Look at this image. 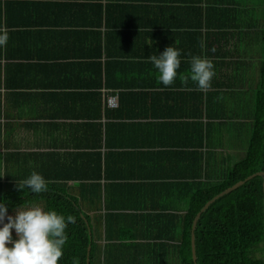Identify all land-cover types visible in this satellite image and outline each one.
<instances>
[{"label": "trees", "instance_id": "trees-1", "mask_svg": "<svg viewBox=\"0 0 264 264\" xmlns=\"http://www.w3.org/2000/svg\"><path fill=\"white\" fill-rule=\"evenodd\" d=\"M100 1L0 0V27L3 25L5 30L10 26H26L37 28L35 32L39 33L38 25H42L40 22H21L14 9L27 13L30 5L39 7L38 5L47 4L52 5L54 11L65 14L61 22L55 12L52 16L59 20L47 23L58 26L57 34L59 33L60 38L66 35L65 38L69 39V33L80 34L74 36L76 39L80 38V52L77 53L80 56V79L64 77L62 82L54 83L56 88L73 90L67 91L63 96L66 98L61 102L68 103L69 109L76 111L75 115H70L80 118V132L74 133L77 138L72 137V132L67 136L63 134L61 145L65 148L78 147L80 152H67L69 149L44 153L6 149L4 153L0 151V176L3 161L5 175L15 173L19 175V179H25L32 171H36L45 178L47 185L46 191L33 195L27 190L22 192L17 188V183L7 186L1 184L0 199L6 201L9 212L16 205H37L46 211L54 209L65 216L75 217V222L66 229L68 239L58 264H72L74 257L78 258L79 264H86L88 245V264H194L190 236L195 214L215 194L261 170L264 164V0L259 1L258 9L255 5L245 7L244 10L215 8L211 5L200 8L193 5L191 8L194 9L195 21L189 20L182 27L177 24L179 16L182 17L177 13L179 7L173 10L171 6L175 0H114L112 5H100ZM195 1L199 0H190L193 3ZM123 7L128 9L127 12L122 10ZM111 8L116 9L114 21L110 17L113 12ZM184 18L187 19V16L184 15ZM102 21L105 29L103 39L99 29ZM125 26L132 28L129 31L133 36L132 40L119 29ZM227 26L246 31L242 34L243 39L250 44L251 41L255 43L257 60L245 59L241 67L235 62L212 60L215 76L211 86H224L227 89L224 94L233 101L228 108L236 112L226 113L224 110L219 118L220 123H206L202 126L196 123L190 129L194 131L195 138L198 136V141L192 143L196 146L201 144V134L207 148L211 145L208 140L212 133L217 138L225 132L226 136L230 135L234 139L232 144L238 142L243 145L242 152L235 156L227 154L223 165H212L214 160L209 163L207 159L210 154L215 159V153L210 150L185 152V156L194 157L198 166L196 172L190 175L191 179L180 184L169 181L147 182L139 183L137 188L136 184L122 183L119 180H114L115 186L109 183L108 178L114 175L109 168L112 157H122L129 151L122 153L121 150L124 149H115L117 151L108 160L110 152L107 149L101 151L102 144L104 143L105 148L121 145L116 138L123 136L125 127L138 124L134 119L144 115L140 104L132 99H140V95L145 94L133 91L132 88H141L140 84H116V80L112 81L111 74L116 76L117 72L123 74L131 69L137 73L141 69L145 70L146 61L137 60L145 59L150 53L140 50L141 43L144 45L146 37L165 36L152 27L175 28L177 36L182 35L178 32L180 29H195L184 32V36L195 35L200 44L203 36L206 48L194 53L192 48L181 50L183 60L179 69L186 72L192 55L206 56L209 59L229 55L226 50L222 51L221 45L213 46L221 34L220 29ZM64 27H75L78 30H62ZM201 28L204 33L198 31ZM111 29L115 31L112 32ZM205 30L218 31L208 33ZM25 32L28 35V40L25 41L29 43L31 33L29 29H25L23 33ZM225 35L227 34L224 33L223 38ZM209 37L211 47L207 51ZM128 47L130 49L123 53ZM213 48L214 52L211 51ZM64 55L69 57L67 53ZM124 55L126 58L136 57L137 60L120 58ZM223 67H231L234 77L247 83V88L243 89L236 82L221 77L223 74L220 70ZM102 88L119 90L116 108L109 109L105 105L101 108L104 96ZM196 93L200 98L202 93ZM61 94L63 93L59 92L54 95ZM108 97H104L103 101L107 102ZM205 112L210 117L208 111ZM225 120L233 122L225 124ZM229 128L233 131L230 132ZM9 134L5 130L3 134L0 129V142L4 141L5 146L8 145ZM54 147L57 144L54 143ZM51 154L59 160L54 161ZM46 159H50L51 163H47ZM10 169H13L12 172ZM69 181L73 183L69 184ZM145 186L151 187L144 188ZM5 189L10 191L5 192ZM157 191L166 197V204L158 199L153 200L146 194ZM110 193L112 196L120 195L119 200L112 199ZM262 197V179L260 176H253L216 198L200 213L193 230L196 264H264ZM177 198L185 206L183 213L169 211ZM136 205L143 210L150 208L158 209L159 212L135 213L132 209Z\"/></svg>", "mask_w": 264, "mask_h": 264}, {"label": "crops", "instance_id": "crops-1", "mask_svg": "<svg viewBox=\"0 0 264 264\" xmlns=\"http://www.w3.org/2000/svg\"><path fill=\"white\" fill-rule=\"evenodd\" d=\"M113 1L101 0L99 4L112 5L111 2ZM259 1L199 0L193 3L190 0H175L171 6H173V10H175V7H179L177 13L181 14L182 17L179 16L177 24L182 27L189 20L191 22L195 21L194 9L191 8L193 5L200 8L211 5L215 8L232 7L237 10H244L245 7L251 8L255 5L256 8L260 7ZM38 6L32 7L30 5L27 13H20L17 9L14 10L21 22H40L42 25H38L40 27L39 33L35 32L37 28H28L26 26H10L8 30H5L3 25L0 27V32H6L9 37L7 45L0 50V129L3 130V134L4 130L10 133L7 146H5L4 141L0 142V151L4 153V149H6L18 150L25 153H44L47 151H64V149H69L67 152H80V148L78 147L65 148L61 145L63 134L67 136L71 132L72 135L80 132V127L78 126L80 118L74 116L76 111L70 110L68 103L61 102L66 98L63 97L64 94L67 91L73 90L62 87L56 88L57 86L54 85V83L62 82L64 77L71 80L80 79V56L77 54L80 52V38H74V36L80 34L75 33L70 35L69 33V39L65 38L66 35H62L63 38H60L58 36L59 33L57 34V31H59L58 26L47 23L59 20L52 16L53 13L56 12L55 15L61 19V22L65 14L58 13V10L54 11L52 5L42 4ZM111 10L113 11L110 14L111 21H114L116 9L111 8ZM122 10L127 12L126 10L128 9L123 7ZM102 15L104 16V11ZM184 15L187 16V19L184 18ZM243 16L244 18L246 17L245 14ZM152 28L162 32L165 36L146 37L144 45L141 43L140 50L142 52L150 54L154 52L160 53L172 44L180 50L192 48V53L198 52L199 49L202 50L198 38L195 39V35L192 37L184 36V32H191L195 29H180L178 32H181L182 35L177 36L175 28ZM25 29H29V33H31L32 39L29 43L25 41L28 40L26 32L23 33ZM99 29L102 31L103 39L105 32L103 21ZM119 29L124 31V36L132 40L133 36L129 34L132 28L129 29L125 26ZM62 30L74 31L78 29L75 27H64ZM146 30L150 31L148 28ZM220 30L221 34L213 46L217 47L221 45L222 51L226 50L229 55H221L220 57L209 56L211 61L223 63L235 62L238 67H241L242 61L245 59L257 60V46L253 41L250 44L243 39L242 34L246 31L230 26ZM19 31L22 32L19 33ZM111 31L114 32L115 30L111 29ZM198 31L204 33L203 28ZM205 31L210 33L211 31L216 32L218 30ZM224 33L227 35L223 38ZM202 39L203 36H201V41ZM210 47L211 38L209 37L207 51H210ZM129 49V47L124 49L123 53H126ZM133 50L136 52L134 48ZM64 53L69 54V57H66ZM56 54H60L61 56H56ZM120 58H126V55L120 56ZM126 59L130 61L137 60L136 57ZM181 60L183 59L181 58ZM137 61L146 60L139 59ZM59 63L62 65L60 66ZM144 68L145 70L141 69L139 73L131 69L127 73L123 72V74L117 72L116 76L111 74L112 81L116 80V84H140L141 88L136 87L132 89L133 91L145 94L140 95V99H132L140 104L144 115L134 119L133 121L138 124L125 127L122 131L123 136L116 138L120 140L121 145H117L116 147L110 145L108 148H105L104 143L102 144L101 151L107 149L110 152L108 160L111 154L117 151L115 149H124L121 150L122 153L129 151L122 155V157H112L109 168L111 169L110 172L114 175L108 178L109 183L115 186L116 182L114 180H119L122 183L136 184L137 188H139V183L147 182L159 183L169 181L180 184L183 181H189L191 179L190 175L196 172L198 166V162L194 160V157L185 156V152L191 150L205 152L206 150H210L211 153H215V159L211 156L212 154L207 159L209 163L211 160L215 161L212 165H223L227 154L235 156L238 152H242L244 149L243 145L238 142L232 144V140L234 139L230 138V135L226 136L225 132L222 135L219 134L217 138L212 133L210 140H208L211 145H208L207 148L204 145L202 134L201 144L197 146L196 144H192L195 143V140L196 142L198 141V136L195 138L194 131L190 129L192 128L191 125L199 123L202 126L206 123H220L221 119L219 118L224 110H226V113L235 111L228 108L233 101L230 99V96H225L224 92L227 89L224 86H211L207 89L199 90L190 78L186 79L189 76V69L186 72H181L178 69L175 82L170 86H164L158 79L157 71L149 62H145ZM220 71L223 74L220 75L221 77L236 82L243 89L247 88V83L234 77L231 67H223ZM118 91L116 88H102L101 92L104 96L102 97L103 104L101 108L104 105L109 109L116 108L118 104ZM197 91L202 93L200 98L196 93ZM59 92L63 94L59 96L54 95ZM108 96L115 97L116 103L114 106H109L106 100L105 102L103 101V98ZM206 110L210 117L206 116ZM239 112L237 111V113ZM71 113L74 115H70ZM66 114L70 116H65ZM125 121L128 122L130 120ZM225 121V124L233 122ZM236 122L235 124H237ZM136 126H139V128H136ZM229 131L231 132L233 129L229 128ZM72 137L77 138V134ZM54 143L57 144V147H54ZM165 152H168V154L166 155ZM51 155L54 161L59 160L58 158L55 159L53 154ZM45 161L51 163L50 159H46ZM12 170L10 169L9 171L12 172ZM1 171V176H4L0 178V186L1 184H6V186L8 184H16L17 181L23 180L19 179V175L15 173L5 175L3 172V161ZM68 183L73 182L69 181ZM150 187L145 186L144 188ZM5 190V192L10 191L8 189ZM146 194L150 195L153 200L158 199L161 203L166 204L164 202L166 197L160 191H157V193L147 192ZM109 196L114 200H119L120 198V195L114 194L112 196L111 193ZM171 199L173 200L174 197ZM133 202L135 203V201ZM171 205L172 209H169V211L176 213L184 212L185 206L179 202L178 198L174 205ZM137 206L135 209H132L135 213L159 212L158 209L147 208L143 210ZM8 214H14L13 208L10 212L8 211ZM13 236H15L14 231ZM101 242L103 243L104 240L102 239Z\"/></svg>", "mask_w": 264, "mask_h": 264}, {"label": "clouds", "instance_id": "clouds-1", "mask_svg": "<svg viewBox=\"0 0 264 264\" xmlns=\"http://www.w3.org/2000/svg\"><path fill=\"white\" fill-rule=\"evenodd\" d=\"M8 39L6 32H0V48L7 45ZM200 46L206 48L205 42L201 41ZM181 55V50L172 44L159 54L154 52L144 58L157 71L162 85L170 86L176 80ZM214 76V64L209 58L191 56L186 79L190 78L199 90H204L211 86ZM16 186L33 195L47 190L45 178L36 171L17 181ZM13 213L8 214L6 201L0 199V264H58L68 239L66 229L75 222V217L65 216L54 209L46 211L37 205H16ZM72 264H79L78 258L74 257Z\"/></svg>", "mask_w": 264, "mask_h": 264}, {"label": "water", "instance_id": "water-1", "mask_svg": "<svg viewBox=\"0 0 264 264\" xmlns=\"http://www.w3.org/2000/svg\"><path fill=\"white\" fill-rule=\"evenodd\" d=\"M253 176H260L262 179V193H263V197H262V203H263V236H264V164L261 170L254 172L250 175H248L247 177H245L242 180H239L237 182H235L234 184H232L231 186L223 189L222 191H220L219 193L215 194L213 197H211L209 200H207L204 205L199 209V211L195 214L193 221H192V226H191V236H190V244H191V254H192V260L193 263L196 264V255H195V247H194V227L196 224V221L200 215V213L211 203L213 202L216 198L222 196L225 193L230 192L231 190L237 188L239 185L243 184L246 180L252 178ZM89 249H90V245H88L87 247V253H86V264H88V253H89Z\"/></svg>", "mask_w": 264, "mask_h": 264}, {"label": "built area", "instance_id": "built-area-1", "mask_svg": "<svg viewBox=\"0 0 264 264\" xmlns=\"http://www.w3.org/2000/svg\"><path fill=\"white\" fill-rule=\"evenodd\" d=\"M107 104H108L109 106H114V104H115V100H114V98H113V97H108V98H107Z\"/></svg>", "mask_w": 264, "mask_h": 264}]
</instances>
